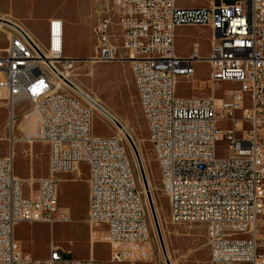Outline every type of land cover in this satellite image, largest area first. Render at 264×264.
<instances>
[{"label": "built area", "instance_id": "2783aa9c", "mask_svg": "<svg viewBox=\"0 0 264 264\" xmlns=\"http://www.w3.org/2000/svg\"><path fill=\"white\" fill-rule=\"evenodd\" d=\"M109 2L118 3V16H109ZM176 2L104 0L92 29L94 55L130 65L150 153L160 152L154 161L168 220L202 224L208 264H264V0L203 8ZM9 27L0 48V101L9 107L8 152L0 157V264H98L92 254L67 257L70 252L52 244L45 258H34L15 238L21 222L69 221L58 208L56 176L82 162L87 223L105 229L109 261H147V209L122 139L92 133V107L64 77L75 61L64 55L63 20H48L43 43ZM178 27L207 32L208 56L197 41L189 54H177ZM197 61L208 65L211 95H178L179 78H192ZM225 83L230 87L219 93ZM19 102L29 104L21 109L22 136ZM44 113H52L53 124H45ZM220 141L223 156L216 152ZM34 142L48 147L47 176L27 193L15 175V145Z\"/></svg>", "mask_w": 264, "mask_h": 264}, {"label": "rangeland", "instance_id": "374dc122", "mask_svg": "<svg viewBox=\"0 0 264 264\" xmlns=\"http://www.w3.org/2000/svg\"><path fill=\"white\" fill-rule=\"evenodd\" d=\"M196 1L190 0L188 3ZM215 1L220 2V0ZM223 1L232 4L236 0ZM103 3L104 0H0V14L13 13L18 22L23 24L24 21V26L29 29L31 35L42 43L46 38L44 18L50 15L63 20L65 27L64 55L75 61L72 68L68 70L69 78L79 85L83 93L85 92L96 100L109 114L115 117L125 127L138 147L165 250L171 261L173 264H208V242L202 224H173L168 220L167 199L160 190L157 165L152 152L150 153L146 126L138 105L129 63L122 57L105 62L96 60L93 51L95 41L92 29L97 20L98 9L102 8ZM1 28L3 31L0 30V48L4 47L7 42L4 29L12 33L10 27L2 26ZM194 41L199 43L200 54L208 56L210 44L207 32L198 27H178L175 30L177 54H189ZM194 69L192 78H179L176 85L177 94L180 96L211 95L212 91L207 81L209 73L207 63L197 61L194 64ZM228 87L230 84H222L218 89L219 93ZM215 97L220 96L216 95ZM86 101L88 102V100ZM89 102L92 103V100ZM23 107L27 109L29 104L22 105L19 102L16 105V124L19 125L17 132L19 136H22L25 130L21 120ZM92 110L91 131L95 136L116 135L122 139L134 172L137 189L143 205L147 209L151 245L150 259L133 264H166L152 219L148 193L139 170L136 153L123 133L119 132L103 113L94 107ZM8 121L9 107L5 102L0 101V157L5 156L8 152ZM216 152L220 156L226 154L224 142L217 143ZM47 163L48 147L45 143H18L15 145V175L22 180L25 192L36 191L38 180L47 176ZM75 167L80 168L81 175L74 183L70 181V177L71 174L77 177ZM75 167L74 171L62 172L56 176L59 179L58 208L69 213V221L54 222L53 224L21 222L15 227V238L20 242L22 249L34 258H45L52 244L70 252L71 254H68L67 257L88 258L92 254L98 264H130L110 262L105 229L90 230L87 223V165L82 162L79 166L76 164ZM30 182L32 183L31 187Z\"/></svg>", "mask_w": 264, "mask_h": 264}, {"label": "bare ground", "instance_id": "6f19581e", "mask_svg": "<svg viewBox=\"0 0 264 264\" xmlns=\"http://www.w3.org/2000/svg\"><path fill=\"white\" fill-rule=\"evenodd\" d=\"M15 15L13 13H8L6 15H1L0 14V29H3L1 28L2 26H5V27H8V25H6L5 23L9 22V23H12L14 25H16L18 28H20L22 31H24L26 34H28L33 40L35 39L32 35H31V32L28 31V29L25 28L24 24H21L20 22H18V20L16 19V16L14 17ZM109 16H118V3L117 2H110V6H109ZM5 22V23H3ZM8 24V23H7ZM3 31V30H2ZM4 32L6 33L7 37L11 34L10 31L8 30H5L4 29ZM93 60V59H92ZM92 62H96V61H92ZM98 62V61H97ZM64 77L68 79V81L73 84L79 91H81L83 93V90L79 87V85H77L72 79L69 78V75H65L64 74ZM77 92V91H76ZM78 93V92H77ZM85 93V92H84ZM83 93V94H84ZM81 96V95H80ZM85 96H87L89 99L92 100V103L89 102L90 106L91 107H94L96 108L99 112L103 113L101 111L100 108H102L103 110H105L101 105H99L96 100H94L93 98L89 97L86 93H85ZM82 97V96H81ZM85 100H87L85 97H83ZM90 100V101H91ZM98 104L97 106H99L98 108L94 106V104ZM141 109V108H140ZM106 111V110H105ZM107 112V111H106ZM104 114V113H103ZM105 115V114H104ZM115 118V117H114ZM109 119V118H108ZM116 119V118H115ZM44 120H45V124H53V115L52 113H44ZM117 120V119H116ZM111 121V120H110ZM118 121V120H117ZM112 122V121H111ZM119 122V121H118ZM120 123V122H119ZM112 124L118 129L119 132H121V129L115 124L112 122ZM122 125V124H121ZM122 127L125 129V127L122 125ZM136 147V150H137V153L141 159V154H140V151L138 149L137 146ZM152 155L154 157V160H160V152H152ZM75 167V166H74ZM77 173L79 174L80 170H79V167H75ZM32 179V178H31ZM29 180V179H28ZM148 180H146L147 182ZM31 183V182H30ZM147 185H148V188H149V184L147 182ZM150 191V189H149ZM164 243V242H163ZM150 242H149V247H150ZM166 255H167V259L169 261V264H173V262L171 261V258L169 257V254L168 252H166ZM167 264V263H166Z\"/></svg>", "mask_w": 264, "mask_h": 264}, {"label": "water", "instance_id": "95a60500", "mask_svg": "<svg viewBox=\"0 0 264 264\" xmlns=\"http://www.w3.org/2000/svg\"><path fill=\"white\" fill-rule=\"evenodd\" d=\"M10 26H12L13 28L19 30V28L12 24V23H9L7 22ZM70 87L76 92H78L79 95H81L82 97H85L87 100L90 101V99L85 96V94H83L81 91H79L73 84H71L70 82L66 81ZM97 106V105H96ZM99 107V106H97ZM99 109H101V111L105 114V116L107 118H109V120H111L113 123H115L120 129H121V132L123 133V135L126 137V139L128 140V142L130 143L131 147L133 148L134 152L136 153V156H137V161H138V166H139V170H140V173L142 175V178H143V181H144V184H145V188L147 190V193H148V199H149V204H150V211H151V215H152V219H153V222H154V226L156 228V232H157V235H158V239H159V242H160V245H161V248H162V252H163V255H164V258H165V261L167 264H169V261L167 259V255H166V250H165V246H164V243H163V238H162V235H161V231H160V227H159V222H158V219H157V215H156V212H155V208L153 206V202H152V199H151V195H150V192H149V188H148V185H147V182H146V177H145V173H144V169H143V165H142V162L140 160V157L137 153V150L135 148V145L130 137V135L128 134V132L122 127V125L111 115L109 114L108 112H106L105 110H103L102 108L99 107Z\"/></svg>", "mask_w": 264, "mask_h": 264}, {"label": "crops", "instance_id": "0c3cea01", "mask_svg": "<svg viewBox=\"0 0 264 264\" xmlns=\"http://www.w3.org/2000/svg\"><path fill=\"white\" fill-rule=\"evenodd\" d=\"M189 1L190 0H177L176 4L178 7H187V8H194V7L203 8V7H209V6H214V5L219 4L215 0H197L194 3H188ZM50 18H51L50 15L44 18V24L46 27H47L48 20ZM23 24H24V21H23ZM25 28L27 29L26 26H25ZM28 31H29V29H28ZM78 166H79V164H78ZM73 170H75V169L73 168ZM76 173H77V171H76ZM80 175H81V172H80V174L77 173V177H74L73 174H71L70 181L75 183V181H77V179H78V177H80ZM86 179H87V175H86ZM29 184L31 185L32 183H29ZM87 194H88V186H87ZM87 202H88V199H87Z\"/></svg>", "mask_w": 264, "mask_h": 264}]
</instances>
